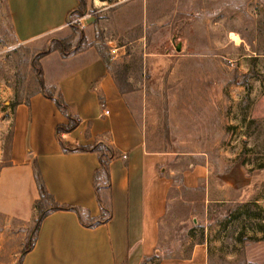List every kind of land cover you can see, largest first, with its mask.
<instances>
[{
	"label": "rangeland",
	"instance_id": "rangeland-1",
	"mask_svg": "<svg viewBox=\"0 0 264 264\" xmlns=\"http://www.w3.org/2000/svg\"><path fill=\"white\" fill-rule=\"evenodd\" d=\"M85 2L60 33L18 45L0 0V167L9 157L11 105L39 89L43 53L91 47L115 59L110 68L146 149L164 154L174 174L158 254L143 264L188 257L198 245L206 264H264V0H147L146 15L135 0ZM121 7L130 17L115 13ZM235 165L250 178L245 194L205 202L208 187ZM196 168L206 179L183 188L182 174ZM30 229L0 216V264H18Z\"/></svg>",
	"mask_w": 264,
	"mask_h": 264
},
{
	"label": "crops",
	"instance_id": "crops-1",
	"mask_svg": "<svg viewBox=\"0 0 264 264\" xmlns=\"http://www.w3.org/2000/svg\"><path fill=\"white\" fill-rule=\"evenodd\" d=\"M136 1L134 7L139 6L146 15L147 0L145 4ZM5 3L18 45L60 33L79 5L78 0ZM129 9L121 7L115 13L127 18ZM41 68L45 87L60 92L80 122L71 132L56 135V127L66 125L67 119L39 90L15 106L8 162L0 167V216L24 225L30 222L33 204L39 198L32 168L36 161L56 203L80 208L90 218H98L101 211L93 187L98 155L66 153L60 143L68 148L100 143L116 153L109 163L108 193L102 190L111 217L88 228L73 211L50 213L42 220L35 244L21 264H143L158 254L162 225L173 201L174 174L165 166L166 156L146 149L143 132L110 64L106 66L91 47L66 57L51 52L42 58ZM207 172L204 168L184 172L182 187L195 189ZM249 184L250 178L235 165L211 184L214 188L208 187L205 202L230 201L226 196L231 193L241 197ZM198 247L188 257H163L159 264H206V250L203 245Z\"/></svg>",
	"mask_w": 264,
	"mask_h": 264
},
{
	"label": "trees",
	"instance_id": "trees-1",
	"mask_svg": "<svg viewBox=\"0 0 264 264\" xmlns=\"http://www.w3.org/2000/svg\"><path fill=\"white\" fill-rule=\"evenodd\" d=\"M79 5L78 7L72 11L68 16V22L70 19L73 18H80L83 15L84 9L86 7L85 0H78ZM4 8L7 13L6 3L5 0H2ZM11 32L12 27L10 26ZM13 37V34H12ZM14 40V38H13ZM15 41V40H14ZM52 51H58L62 57H66L68 54L66 52V48L63 46L56 47L53 50H46L42 58L46 56L47 54L51 53ZM100 58L104 61L106 66H109L110 58L108 56L101 55ZM36 82L39 86V91L48 99L52 100L56 106V108L66 117L67 124L66 125H60L56 127V135H60L62 133H69L72 130H74L78 124L79 119L77 116L73 115L68 105L64 102L62 95L60 92L56 91L54 87H45L44 81H43V73L42 68L40 64H36ZM20 101L12 103V111L14 110L15 106L19 104ZM12 138V134H11ZM10 138V143H11ZM9 143V148H10ZM62 150L66 153L68 152H93L98 155V162H99V168L94 172L93 176V187L94 192L96 195L97 203L99 205L101 214L98 218L92 219L90 218L85 211H83L80 208L77 207H71L66 205H60L56 203L53 199V197L48 193L45 184L43 182L40 170L38 168V165L36 161H33L32 168H33V176L34 181L36 183L39 198L36 200L33 204V215L29 222L30 224V239L28 246L23 250L21 253V257L19 259L18 264H21L23 256L29 252L36 241L37 238V232L40 227V224L42 220L49 215L52 212L56 211H73L77 214L80 223L88 228H93L95 226L104 224L109 221L111 217L110 208L108 205V202L104 200V194H102V190L107 191L109 189L110 179H109V163L110 161L116 157V153L113 151V149L109 146L103 145V144H95L93 146L89 147H75V148H68L65 147L62 143H60Z\"/></svg>",
	"mask_w": 264,
	"mask_h": 264
},
{
	"label": "bare ground",
	"instance_id": "bare-ground-1",
	"mask_svg": "<svg viewBox=\"0 0 264 264\" xmlns=\"http://www.w3.org/2000/svg\"><path fill=\"white\" fill-rule=\"evenodd\" d=\"M229 39H230V41L234 42L235 45H239L240 42H241V40L239 39V37L237 35H235V34H230L229 35Z\"/></svg>",
	"mask_w": 264,
	"mask_h": 264
},
{
	"label": "built area",
	"instance_id": "built-area-1",
	"mask_svg": "<svg viewBox=\"0 0 264 264\" xmlns=\"http://www.w3.org/2000/svg\"><path fill=\"white\" fill-rule=\"evenodd\" d=\"M113 1H115V2H117V3H121V2L128 1V0H113ZM123 158L125 159L126 157H125V156H123Z\"/></svg>",
	"mask_w": 264,
	"mask_h": 264
},
{
	"label": "water",
	"instance_id": "water-1",
	"mask_svg": "<svg viewBox=\"0 0 264 264\" xmlns=\"http://www.w3.org/2000/svg\"><path fill=\"white\" fill-rule=\"evenodd\" d=\"M177 51H179V48H177ZM195 222V221H194Z\"/></svg>",
	"mask_w": 264,
	"mask_h": 264
}]
</instances>
